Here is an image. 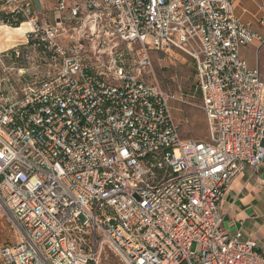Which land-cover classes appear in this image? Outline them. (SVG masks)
<instances>
[{
    "label": "built area",
    "instance_id": "2783aa9c",
    "mask_svg": "<svg viewBox=\"0 0 264 264\" xmlns=\"http://www.w3.org/2000/svg\"><path fill=\"white\" fill-rule=\"evenodd\" d=\"M235 1L57 0L51 24L31 0H0L3 25L23 20L59 58L17 96L0 52V210L20 232L2 261L99 264L107 250L121 264H264L223 225L227 188L264 160V79L240 53L264 40ZM152 50L194 62L198 105L145 82ZM169 100L202 110L205 140L181 135Z\"/></svg>",
    "mask_w": 264,
    "mask_h": 264
},
{
    "label": "rangeland",
    "instance_id": "374dc122",
    "mask_svg": "<svg viewBox=\"0 0 264 264\" xmlns=\"http://www.w3.org/2000/svg\"><path fill=\"white\" fill-rule=\"evenodd\" d=\"M0 25H2L1 22ZM19 29L15 34L17 36L20 32L27 31L28 26L22 24ZM56 43L63 48L69 46L64 36L58 37ZM114 43L116 42L114 41ZM84 46L88 50L89 43L86 39ZM117 48L121 53L120 58L123 62L128 63L131 60L129 49L122 43H118ZM14 49L18 51L17 55ZM52 56H56L53 50L46 45L38 44L35 38H28L27 42L6 51L2 56L3 66H5L3 76L6 91L10 95L21 96L23 89L52 75L59 65V58L53 60ZM150 58L152 67L149 72L143 73L145 82L157 83L163 91L176 96L182 95L184 100L193 105L200 103L199 92L195 85L194 62L188 56L179 50L167 52L152 50L150 51ZM169 106H171L175 121L179 124V131L182 136L202 140L208 137L207 122L199 107L177 103L174 100H169ZM181 119L182 121H180ZM17 229V224L12 218L0 210V249L3 245L14 244L20 239V232ZM100 258L99 264H121L107 250L102 251ZM0 264H6L1 257Z\"/></svg>",
    "mask_w": 264,
    "mask_h": 264
},
{
    "label": "crops",
    "instance_id": "0c3cea01",
    "mask_svg": "<svg viewBox=\"0 0 264 264\" xmlns=\"http://www.w3.org/2000/svg\"><path fill=\"white\" fill-rule=\"evenodd\" d=\"M56 2L57 0H31L32 10L43 12L44 17L41 20L53 24L57 22L52 12ZM261 4L262 0H236L234 13L242 21L249 22L264 40V25L259 23ZM2 25L0 52L27 42L24 35L26 31L17 36L15 34L20 27ZM240 53L249 68H257L264 79V42L243 47ZM222 210L225 228L231 233L240 231L244 238L254 240L259 252L264 255V160L259 167H247L234 179L225 192Z\"/></svg>",
    "mask_w": 264,
    "mask_h": 264
},
{
    "label": "trees",
    "instance_id": "16d2710c",
    "mask_svg": "<svg viewBox=\"0 0 264 264\" xmlns=\"http://www.w3.org/2000/svg\"><path fill=\"white\" fill-rule=\"evenodd\" d=\"M23 22V20H19L17 21L16 23H12L10 24V26L13 28V27H18L20 25V23Z\"/></svg>",
    "mask_w": 264,
    "mask_h": 264
},
{
    "label": "bare ground",
    "instance_id": "6f19581e",
    "mask_svg": "<svg viewBox=\"0 0 264 264\" xmlns=\"http://www.w3.org/2000/svg\"><path fill=\"white\" fill-rule=\"evenodd\" d=\"M2 26H3V25H2ZM6 26H7V25H6ZM6 26H5V27H6ZM15 28H16V27H15Z\"/></svg>",
    "mask_w": 264,
    "mask_h": 264
}]
</instances>
